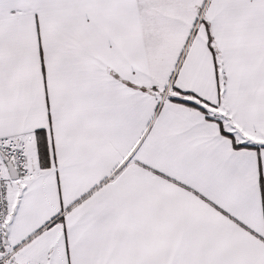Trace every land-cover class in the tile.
<instances>
[{
  "label": "snow or ice",
  "instance_id": "obj_1",
  "mask_svg": "<svg viewBox=\"0 0 264 264\" xmlns=\"http://www.w3.org/2000/svg\"><path fill=\"white\" fill-rule=\"evenodd\" d=\"M0 264H264V0H0Z\"/></svg>",
  "mask_w": 264,
  "mask_h": 264
}]
</instances>
